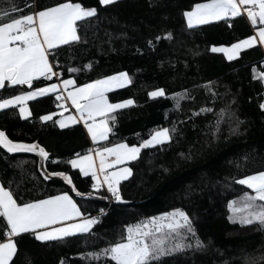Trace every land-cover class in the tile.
I'll return each instance as SVG.
<instances>
[{
  "label": "trees",
  "instance_id": "trees-1",
  "mask_svg": "<svg viewBox=\"0 0 264 264\" xmlns=\"http://www.w3.org/2000/svg\"><path fill=\"white\" fill-rule=\"evenodd\" d=\"M202 1L116 0L100 6L99 0H83L82 6L98 8L97 17L86 30L90 43L78 62L57 69L63 72L62 78L73 77L77 85L122 71L131 77V83L107 92L110 101L131 98L134 103L118 110L117 123L99 146L119 141L139 144L153 129L176 128L170 141L141 149L136 160L127 162L132 174L121 181L120 188L122 197L133 203L103 199L109 197L105 189H91V176L81 175L67 163L87 148L60 151L55 139L59 131L55 115L52 120L39 121L40 115L58 108L54 94L29 100L32 115L23 119L17 108L0 110V130H6L13 140L35 141L44 147L49 153L44 161L47 172H64L73 181L69 185L45 179L35 155H9L0 150V183L11 188L14 198L30 201L68 191L90 216L100 215L93 226L95 235L85 234L87 241L81 236L66 243H41L32 235L21 234L17 237L15 264H61L62 259L63 264H101L80 254L116 242L125 235L128 224L174 208L189 215L205 246L166 257L163 264H264V226L230 220L228 207L229 200H239L245 190L251 192L235 183L233 177L264 170V110L259 107L264 102V81L259 76L264 71V55L257 44L241 50L232 61L223 53L211 52L212 45L230 44L251 34V27L242 15L229 18L231 27L214 21L188 28L183 11ZM13 2L24 12L33 0ZM35 2L43 7L62 0ZM0 10L10 11L7 0H0ZM165 33H171V38H164ZM158 35L160 40L155 39ZM149 40L153 41L151 46ZM84 64H90V68L85 69ZM68 67L79 71L69 73ZM53 81L56 79L37 82L36 86ZM206 82L211 83L206 87ZM156 88L164 89L167 95L149 98L148 92ZM28 89V85L8 86L0 89V98ZM176 93L182 97L178 106L172 98ZM202 108L212 111L202 112ZM73 186L95 195L76 196ZM6 228V221L0 217V240L5 238ZM103 259L114 264L110 258Z\"/></svg>",
  "mask_w": 264,
  "mask_h": 264
},
{
  "label": "snow or ice",
  "instance_id": "snow-or-ice-1",
  "mask_svg": "<svg viewBox=\"0 0 264 264\" xmlns=\"http://www.w3.org/2000/svg\"><path fill=\"white\" fill-rule=\"evenodd\" d=\"M82 3L83 0L80 2L62 0L52 6L42 7L33 0V3L27 5V9L21 12L13 0H7L10 11L0 10V89L28 85L31 90H20L16 95L0 98V110L17 108L23 119L32 115L27 101L52 93L57 101L70 100L79 116V120L69 115L65 119H56L54 123L65 128L68 123L83 121L88 136L95 143L108 139L109 133L117 123L118 110L132 105L134 100L128 98L110 102L106 96L112 87H122L131 83V77L126 72L77 85L72 78H62L63 72L57 70L60 65L56 62V56L60 46L68 48L67 58L70 60L75 46L86 38L79 35L80 26L97 17L96 6H82ZM114 3L116 0H99L100 6ZM182 15L188 28L214 21L229 23L231 27L229 18L246 15L253 34L237 39L227 46L221 44L210 48L213 53H223L228 61L240 56L243 49H249L256 44L264 46V0H205L195 3L190 10L183 11ZM171 36V33L164 34V38L170 39ZM155 39L160 40L161 36L158 35ZM152 43V40L148 41L150 46ZM83 67L88 69L90 64H84ZM67 71L74 73L79 69L68 67ZM253 72H256L255 66ZM259 76L264 80V71L260 72ZM53 79L58 83L49 82L44 87L36 86L37 82L43 83ZM210 83L206 82V87ZM64 92L67 93L66 96L63 95ZM165 95H167L165 90L161 88L148 92L149 98ZM172 98L178 106V98L182 97L176 93L172 94ZM57 107L63 109L64 104H58ZM259 107L264 110V102H261ZM201 111L211 112L212 109L202 108ZM54 115L52 112L40 115L39 121L52 120ZM175 132V127H159L151 130L147 138L139 144L130 145L121 141L111 146L99 147L95 151V158L99 159L98 169L90 149L87 154L70 159L67 163L74 169L78 168L81 175L91 173V189L98 190L106 186L112 199L122 201L120 184L132 174V169L125 166L113 171L111 170L113 166L121 165L124 161L136 160L141 149L163 145L172 139V133ZM215 135L214 131L213 137ZM0 150L9 155L20 152L35 153L39 156L41 165L49 158L46 149L35 141L27 143L13 140L6 134V130H0ZM183 155L181 153V156ZM52 175L62 177L69 185L73 184L71 177L64 172H54ZM47 178L45 174V179ZM233 180L251 192L247 190L242 192L240 206H236L232 200L228 201L229 211L232 213L229 219L237 218L241 225L264 226V170L254 171L240 178L233 177ZM11 183L12 181H9V184ZM72 192L80 197L95 195L94 192H80L75 186L72 187ZM14 196L15 193L10 187L0 183V217L7 223L4 230L6 238L0 241V264L10 262L15 264L14 256L18 252L17 237L21 234L32 235L41 243L51 241L66 243L69 238L79 239L81 236L87 241V236L95 235L93 226L100 220V215L90 216L86 210L78 206V202L68 191L49 195L44 199L21 202ZM103 213L104 210L101 209L100 214ZM124 232L125 235L116 242H108L101 249L80 255L84 259L101 261V264H109L108 261H104L105 257L110 258L114 264H163L166 257L194 248L199 250L205 246L197 237L191 218L180 208L128 224L124 227Z\"/></svg>",
  "mask_w": 264,
  "mask_h": 264
},
{
  "label": "crops",
  "instance_id": "crops-1",
  "mask_svg": "<svg viewBox=\"0 0 264 264\" xmlns=\"http://www.w3.org/2000/svg\"><path fill=\"white\" fill-rule=\"evenodd\" d=\"M202 2H205V1H202ZM243 16L247 20L246 15H243ZM185 21H186V19H185ZM247 22H248V24L251 27V34H253V29H252L251 24H250V22L248 20H247ZM92 24H93V19H91L89 22L84 23V24H82L80 26L79 35L82 38H84L86 36V38L82 39V42H80L77 46H75V48H74V50L72 52V58L70 60L67 58L68 52H69L68 48L66 46H60V51H59L58 55L56 56V62L60 66L78 62L80 53L82 51L86 50L88 48L89 43H90V40H89V38L86 35V30L90 29ZM243 38H246V36L243 37ZM243 38H241V39H243ZM257 45H259V44H257ZM216 46H219V45H216ZM259 46H260V48H261V50L263 52V55H264V46H261V45H259ZM263 58H264V56H263ZM122 72H124V71H122ZM117 73H119V72H117ZM114 74H116V73H114ZM114 74H111V75H114ZM67 78L74 79L73 77H66L64 79H67ZM51 83H58V81L56 80V81H53ZM44 86H46V84L38 86V87H44ZM112 88H115V87H112ZM28 90H31V89H28ZM25 91H27V90H25ZM46 94H48V93H46ZM14 95H16V94H14ZM63 95L66 96L67 93L64 92ZM106 96H107V93H106ZM122 100H124V99H122ZM122 100L110 101V102H119V101H122ZM61 103L64 104L63 109L57 108L56 110L52 111V113H55V120L56 119H65L69 115H71L73 117H76V119L79 120V116L77 114V110L75 109L74 106H72L70 100L58 101L57 105L61 104ZM45 114H47V113H45ZM57 126L59 128V131L55 134V139H56V142H57L58 149L60 151L68 152V151L76 150V149H79V148H82V147H86L87 148V150L85 152H83V153H80V154L75 153L73 156H71L70 159H76L79 156H83V155L87 154L89 149L91 150V154L95 158V151H96L97 148L111 146V144L110 145H106V146H99L98 142H100V141H97V142L93 143L91 141V138L87 134V130L83 126V121H79L78 123H68L65 128H61V127H59V125H57ZM119 142H121V141H119ZM119 142H116V143H119ZM109 159H112V158L109 157ZM95 162H96V167L98 169L99 168V159L95 158ZM127 162H129V161H124L123 164H121V165H114L111 170L114 171L116 168H119V167H125V166L128 167ZM88 175L91 176V173H89ZM42 199H44V198H42ZM0 241H2V240H0Z\"/></svg>",
  "mask_w": 264,
  "mask_h": 264
},
{
  "label": "water",
  "instance_id": "water-1",
  "mask_svg": "<svg viewBox=\"0 0 264 264\" xmlns=\"http://www.w3.org/2000/svg\"><path fill=\"white\" fill-rule=\"evenodd\" d=\"M22 142H24V141H22ZM27 143H29V142H27ZM21 153H25V152H21ZM28 154L35 155L38 158V170H39L40 174L43 177H45V174H47L48 178L58 179V180L64 181V179L62 177H60V176H54V175L48 173L47 170L45 169L44 162H43L42 165L40 164V158H39V156L37 154H35V153H28ZM115 202L116 203H121V204H130V203H133L132 200H128V199H124V198L122 199V201H115Z\"/></svg>",
  "mask_w": 264,
  "mask_h": 264
},
{
  "label": "rangeland",
  "instance_id": "rangeland-1",
  "mask_svg": "<svg viewBox=\"0 0 264 264\" xmlns=\"http://www.w3.org/2000/svg\"><path fill=\"white\" fill-rule=\"evenodd\" d=\"M236 41V40H235ZM234 41V42H235ZM225 46H227L228 44H224ZM73 64V63H72ZM105 188H106V186H104ZM103 188V187H102ZM104 188V189H105ZM107 189V188H106ZM106 192H107V190H105ZM108 193V192H107ZM235 202V204H236V206H240V199L239 200H236V201H234ZM163 213V212H162ZM160 214V213H159ZM232 214V213H231ZM156 215H158V214H156ZM156 215H154V216H156ZM235 219H237V218H235ZM143 221V220H142Z\"/></svg>",
  "mask_w": 264,
  "mask_h": 264
},
{
  "label": "built area",
  "instance_id": "built-area-1",
  "mask_svg": "<svg viewBox=\"0 0 264 264\" xmlns=\"http://www.w3.org/2000/svg\"><path fill=\"white\" fill-rule=\"evenodd\" d=\"M103 188H105V187H103ZM105 190H107V189L105 188ZM108 195H109V198L111 199V195H110V193H108Z\"/></svg>",
  "mask_w": 264,
  "mask_h": 264
}]
</instances>
